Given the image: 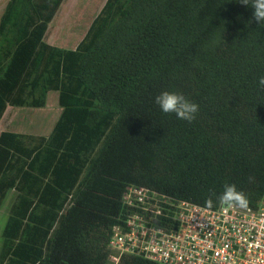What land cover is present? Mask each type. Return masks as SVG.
Wrapping results in <instances>:
<instances>
[{
  "label": "trees",
  "instance_id": "1",
  "mask_svg": "<svg viewBox=\"0 0 264 264\" xmlns=\"http://www.w3.org/2000/svg\"><path fill=\"white\" fill-rule=\"evenodd\" d=\"M62 1L7 0L0 15V120L8 106L45 107L52 91L61 109L46 136L0 133V207L14 193L0 264H110L131 187L209 208L229 183L264 207V27L253 9L106 0L67 49L44 41ZM163 91L197 103L196 119L163 113Z\"/></svg>",
  "mask_w": 264,
  "mask_h": 264
},
{
  "label": "built area",
  "instance_id": "2",
  "mask_svg": "<svg viewBox=\"0 0 264 264\" xmlns=\"http://www.w3.org/2000/svg\"><path fill=\"white\" fill-rule=\"evenodd\" d=\"M122 223L112 228L109 262L123 256L156 264H264V207L206 208L148 188L123 197Z\"/></svg>",
  "mask_w": 264,
  "mask_h": 264
},
{
  "label": "rangeland",
  "instance_id": "3",
  "mask_svg": "<svg viewBox=\"0 0 264 264\" xmlns=\"http://www.w3.org/2000/svg\"><path fill=\"white\" fill-rule=\"evenodd\" d=\"M106 0H63L60 8L48 24L44 41L61 48L74 49L86 34L92 20L100 12ZM7 0H0V15ZM61 109L57 92H49L43 108H15L8 106L0 120L2 131H15L34 135H48ZM14 193H8L0 207V247L8 210Z\"/></svg>",
  "mask_w": 264,
  "mask_h": 264
},
{
  "label": "clouds",
  "instance_id": "4",
  "mask_svg": "<svg viewBox=\"0 0 264 264\" xmlns=\"http://www.w3.org/2000/svg\"><path fill=\"white\" fill-rule=\"evenodd\" d=\"M239 3L253 9L252 19L260 26L264 27V0H239ZM258 87L264 91V75L258 78ZM155 103L165 114L174 113L178 119L191 123L196 119L199 112V105L187 99L183 94L163 91L155 97ZM215 192H211L205 201V205L209 208L218 202L221 208L239 207L247 209L249 206L248 197L243 191L237 189L235 184L225 183L223 192L216 197Z\"/></svg>",
  "mask_w": 264,
  "mask_h": 264
}]
</instances>
